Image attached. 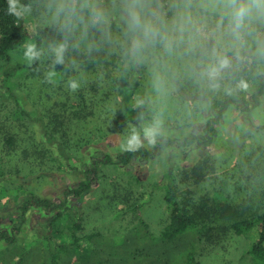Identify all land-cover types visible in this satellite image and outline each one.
Wrapping results in <instances>:
<instances>
[{
    "label": "rangeland",
    "instance_id": "obj_1",
    "mask_svg": "<svg viewBox=\"0 0 264 264\" xmlns=\"http://www.w3.org/2000/svg\"><path fill=\"white\" fill-rule=\"evenodd\" d=\"M70 1L21 0L29 6L23 15L25 37L12 52L11 62L0 67V232L11 236L10 241L0 238V264H149L146 256L134 250L130 255L135 246L147 244L131 208L140 205L149 229L159 230L166 217L162 200L165 171L199 165L205 158L212 161L211 170L201 181L182 185L180 200L189 207L198 205L201 212L208 211L202 199L208 205L218 202V208L256 207L264 189V97L247 112L230 106L215 125L217 132L208 146L184 148L175 143L149 161L99 163L90 190L82 198L68 195L67 204L73 210L54 225H49L50 212L29 204L34 196L60 201L82 179L77 168L104 154L125 150L121 143L133 129L141 132L142 145H148L143 127L157 120L156 138L203 134L205 120L215 113L208 107L211 99L246 96L258 81L257 72L264 75L263 48L258 45L252 50L228 25L200 11L228 12L232 0H101L111 8L120 3L126 12L135 4H143L160 17L170 12L163 36L172 38L171 49L164 39L161 42L167 69L151 55L152 42L147 41L142 47V71L131 77L132 96L121 101L111 71L80 62L89 52L99 51L92 48L100 27L94 22L105 24L89 15L68 22ZM83 3L97 4L95 0ZM245 24L260 32L264 14L254 11ZM118 29L102 26L106 37L118 38ZM35 36H40L42 49L37 67L5 76L4 70L15 63L29 65L23 56L24 45L34 42ZM60 43L66 44L68 70L64 75L56 68L51 50ZM238 48L259 61L249 65L243 58L226 54ZM218 56H227L231 63L219 78L221 86L214 89L202 73ZM50 71L56 73L52 79L48 78ZM70 78L79 79L80 87L70 89ZM240 81L247 86L240 87ZM176 83L191 97L181 96ZM24 203L28 207L25 213L21 210ZM76 219L81 224L77 233L81 244L67 254H58L60 258L53 263L48 253L53 244L45 246L42 235L56 226L57 239L70 241L69 226ZM199 227L195 224L176 239L146 250L159 254L172 248L176 249L174 255H180L191 249L194 264H251L250 240L235 232L218 235L216 242L199 240ZM97 257L99 260L93 259Z\"/></svg>",
    "mask_w": 264,
    "mask_h": 264
},
{
    "label": "trees",
    "instance_id": "obj_2",
    "mask_svg": "<svg viewBox=\"0 0 264 264\" xmlns=\"http://www.w3.org/2000/svg\"><path fill=\"white\" fill-rule=\"evenodd\" d=\"M95 1L97 4L88 6L84 5L83 0L70 1L66 8V19L69 22L75 16L85 18L90 16L93 19L97 18L99 22L105 24L100 25L98 22H94L100 27L97 30L99 34L96 33L93 36L92 48L98 47L99 51L93 50L89 52L80 62L87 66L102 67L111 71L117 94L121 101H126L132 96L130 90L131 77L141 72L144 66V53H142L144 48L138 51L133 48V39L136 33L130 29L128 13L120 3H117L111 8L110 6L106 7L104 3L101 4V0ZM7 6L8 0H0V67L11 62L12 52L21 44L25 37L24 17H16L8 13ZM200 11L203 14L221 20L233 30L229 18L226 15L227 12L209 11L203 8ZM169 14L170 12L167 15L161 16L163 21L161 27L162 35L164 34V20ZM102 26L106 28L118 27L119 37H106ZM237 34L245 42L250 43L252 50L256 49L258 45L264 50V27H262L260 32H257L253 27L244 24ZM33 38L39 48L40 36ZM151 42V55H156L163 67L167 69L162 56V38L158 37L154 42ZM226 54L236 56L238 57L237 59L243 58L244 62H247L249 65H254L259 61L257 56L248 54L243 48L233 49ZM65 63L66 61L64 60L63 63L56 65V68L60 69L62 75H64L65 70H68ZM37 65L38 59L29 65L18 62L12 67L5 69L4 74L5 76H11L18 71L35 68ZM257 73L256 77H258V81L246 96L234 99L217 97L209 101L208 107L215 110V113L213 117L205 120L202 127L203 134L187 133L178 139L162 135L155 138L153 143L141 145L135 151L123 150L116 155L104 154L102 158L93 161L91 164L77 168L83 175L82 179L76 186L68 189L65 192L67 196H63L60 201L54 202L47 198L34 196L31 200L28 198L30 201L29 204L42 207L44 210L50 212L49 225H54L58 219L62 218L65 212L73 210L67 204L69 196L82 198L90 190L94 178L98 175L99 163L126 165L132 160L149 161L157 158L164 149L175 146V143L184 148L195 144L202 146L210 145L217 132L215 125L224 116L230 106H235L240 111L247 112L260 104L262 97H264V75L260 72ZM168 74L173 76L169 72ZM175 89L179 91L181 96L191 97L177 83L175 84ZM209 162H211L210 166L208 164ZM196 164L187 167H171L168 172L165 171L166 176L164 178L162 200L165 205L166 217L159 230L152 231L149 229L148 223L142 216L140 205H135L131 208L130 211L134 213L133 216L138 221L137 224L138 230L141 233V239H144L147 244L135 246L130 251V255L133 256L134 253L144 255L149 264H194V253L191 249L180 255H174L176 249H163L159 254H156V252L147 251L146 248H153L164 241L176 239L195 224H198L200 226L197 228L200 233L199 240L216 242L218 235L224 236L229 232H235L238 235L244 236L251 243L248 250L251 264H264V189L258 197L255 204L256 207H248L242 204L237 206L224 205L218 208L216 207V203L218 202L208 205L206 200L202 199V205H205L208 211L201 212L202 210L199 209L200 207L198 205L195 207L193 203V206L189 207L184 201L180 200L182 185L194 184L205 178L206 173L211 170L212 161L205 158L201 161V164ZM158 185H161V183L159 182ZM26 206L27 203L22 205L21 210L23 213L28 208ZM217 221L220 222L217 223ZM80 228L81 224L78 219L69 226L70 241H61L59 240L60 238L57 239L56 234L59 233V230L56 226L52 230L50 228L48 232L42 235L41 240L43 239L46 242L45 246L53 244V248L50 251L48 250L51 259H53V263H57L56 259L60 258V254H67L70 252L69 249L71 247H77L81 244L79 242L81 236L77 234ZM215 229L217 232H215ZM0 238H4L6 241L11 240V236L6 232H0ZM133 250L134 253L132 252ZM26 253L24 252L23 255ZM93 259L99 260L98 257ZM102 262L108 263L109 260L102 259Z\"/></svg>",
    "mask_w": 264,
    "mask_h": 264
},
{
    "label": "clouds",
    "instance_id": "obj_3",
    "mask_svg": "<svg viewBox=\"0 0 264 264\" xmlns=\"http://www.w3.org/2000/svg\"><path fill=\"white\" fill-rule=\"evenodd\" d=\"M28 5L21 2V0H8L7 11L16 17H21L28 10ZM229 11L226 15L229 18V22L234 31H238L244 26L246 20L255 11L257 14H264V0H232V3L228 6ZM128 12V23L130 29L136 33L133 39V48L140 50L144 44L151 40L155 41L156 38L160 37L167 42V47L171 49L172 38L163 36L161 27L163 24L160 15L143 4H135L127 9ZM66 44L60 43L52 46V53L54 54L55 63L64 62V52ZM42 49L38 48L36 43L33 41H26L24 45L23 56L29 64L33 63L41 56ZM231 61L227 56H218L215 63L208 65L204 71L209 81L211 88L217 89L221 86L220 77L222 76L223 69L230 65ZM56 75L55 71L48 73V78L52 79ZM240 87H246L244 81H240ZM68 87L72 90H76L80 87V80L77 78H70L68 80ZM159 121L144 126L142 129L143 137L148 143H153L159 131ZM144 140L141 138V132L133 129L132 132L126 136L121 143V147L125 150L135 151L142 144Z\"/></svg>",
    "mask_w": 264,
    "mask_h": 264
}]
</instances>
